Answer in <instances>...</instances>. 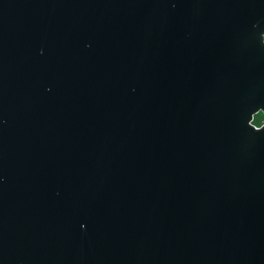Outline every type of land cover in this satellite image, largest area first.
<instances>
[{"label":"water","instance_id":"1","mask_svg":"<svg viewBox=\"0 0 264 264\" xmlns=\"http://www.w3.org/2000/svg\"><path fill=\"white\" fill-rule=\"evenodd\" d=\"M264 0H0V264H264Z\"/></svg>","mask_w":264,"mask_h":264},{"label":"rangeland","instance_id":"2","mask_svg":"<svg viewBox=\"0 0 264 264\" xmlns=\"http://www.w3.org/2000/svg\"><path fill=\"white\" fill-rule=\"evenodd\" d=\"M255 121L253 124L257 127H261L264 124V112L261 114H256L254 117Z\"/></svg>","mask_w":264,"mask_h":264},{"label":"trees","instance_id":"3","mask_svg":"<svg viewBox=\"0 0 264 264\" xmlns=\"http://www.w3.org/2000/svg\"><path fill=\"white\" fill-rule=\"evenodd\" d=\"M261 113H263L262 111L261 112H259L258 114H261ZM255 121V119L253 120V122Z\"/></svg>","mask_w":264,"mask_h":264}]
</instances>
